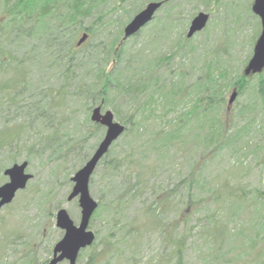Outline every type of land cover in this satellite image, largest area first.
<instances>
[{
  "label": "rangeland",
  "instance_id": "1",
  "mask_svg": "<svg viewBox=\"0 0 264 264\" xmlns=\"http://www.w3.org/2000/svg\"><path fill=\"white\" fill-rule=\"evenodd\" d=\"M124 2L130 4L129 1ZM177 2L182 7L184 22L187 21L185 29L176 24L166 26L162 27L164 33L161 35V27L157 29L152 23L139 33L137 40H127L124 60L129 62V70L125 76L133 77L144 62L149 63L165 55L173 57L174 61L169 65L174 68L175 74L179 73L177 64L182 63L180 72L182 68L184 73L189 74L186 78L191 76V79H195L202 75V56L215 47L222 53L218 56L223 65L228 66L234 76L233 72L241 68L245 59L249 57L250 60L258 30L261 32L260 19L252 12L254 0H220L215 6L213 2L203 0ZM107 4L122 3L120 0H107ZM123 9L126 10V7ZM201 12L209 15L206 32L185 42L183 39L192 19ZM164 15L165 11H160L156 18L161 19ZM134 16L130 12L125 14L123 10H118L117 15L104 16L101 20L106 24L105 31L96 30L99 19L96 16L85 19L83 26L93 28L97 34L79 56H84L86 49L100 41L113 39L119 34L121 26L124 24V29ZM18 41L8 43L7 48L14 53V57L21 58L34 47L33 55L39 64L27 67V80L19 95L18 107H14L13 102L0 103V132L11 125L20 127L19 142L0 150V186L8 182L4 171L23 162L28 163L26 173L32 176V180L24 191L16 194L11 204L0 209V264H48L55 244L64 234L56 227L57 211L66 210L75 225L80 221L77 199L71 202L67 200L73 188L71 178L85 164L78 153L81 157L87 155L90 158L102 141L105 129H100L97 137L80 144L78 149L73 148L64 162L57 161L53 149L46 146L48 138L43 120L33 119L28 111L34 107L33 104L42 101L38 94L58 83L54 77L60 72L49 69L50 61L43 38L29 40L20 37ZM28 41L35 45H28ZM51 51L56 54L54 48ZM89 67H82L78 74ZM157 76L160 80L168 79L169 72L163 68ZM257 83L258 78H252L249 87L231 106L229 121L232 125L229 124L226 136L219 137L222 141H219L211 159H208L207 149L197 148L195 144L203 143L208 133L214 139L218 138L202 118L199 123L205 129L198 130L193 128L194 124L187 125L175 149L154 145L155 132L165 128L174 117L159 110L160 107L155 116L146 114L141 118L144 120L139 136H123L112 146L108 160L121 155L124 159L122 165L129 168L131 176L125 179L122 176L124 170L111 175L100 164L89 182L91 197L102 206L98 215L94 214L91 218L89 231L94 234L95 243L112 233L111 240L115 244L111 253L98 264H176L174 247L162 230L155 229L145 216L155 199L159 202L168 199L164 220L159 225L167 226L169 231H174V238L180 237L182 240V264H264V196L260 197V201L256 197L257 191L264 193V106L253 98V87ZM77 86L74 82L68 83L67 97L51 125L58 127V141L62 150L65 145L79 140L83 136V129L89 125L85 121L89 119L91 110L81 99L71 97ZM233 91L231 88L226 95L225 109H216L211 118L220 115L222 119L226 118L227 102ZM116 104L108 105L102 112L111 111L114 114L111 107L117 109ZM118 106L121 116L119 119L114 116V120L123 125L121 119L129 120V106ZM16 133L17 130L12 128L5 136ZM202 152L207 157L204 158ZM138 173L144 177V181L138 187L136 197L119 214L110 211L112 201L125 186L129 188L139 179ZM191 174L194 184L189 196L187 178ZM228 194L233 195L232 198ZM237 195H243L247 203L238 205L237 200L243 197L237 198ZM189 199L201 203L188 207ZM214 221L221 224H213L210 228V234L218 243L208 239L205 231L206 226ZM91 250L81 251L76 264H88Z\"/></svg>",
  "mask_w": 264,
  "mask_h": 264
},
{
  "label": "trees",
  "instance_id": "2",
  "mask_svg": "<svg viewBox=\"0 0 264 264\" xmlns=\"http://www.w3.org/2000/svg\"><path fill=\"white\" fill-rule=\"evenodd\" d=\"M124 1H129L130 4H123ZM143 1L145 3H143ZM177 1L179 0H172L169 2L166 0H120L122 4H107V0H0V103L13 102L14 107H18V98L22 93L23 84L27 80V67L30 68L34 64H39L33 55L35 54L34 47L28 51V54L18 58L17 56L14 57V53L7 48L8 43L11 40H13V42L16 40L18 41L20 37L24 39L27 37L29 40L34 37H37V40H39L41 37L45 40L44 44L47 47V59L50 61L49 69L53 72L59 71L60 74L54 77L58 82L55 86L49 88L46 92L42 91L41 94H38L42 101L38 104H33L34 107L29 109L28 115L35 120H43L46 128V137L48 138L46 146L53 149L52 153L56 154L58 162H64L67 154L72 151L73 148L77 147L78 149L80 144H86L90 139L95 136L97 137L100 129H104L91 122L89 117V119L87 118L85 121V123L88 122L89 125L83 129V136L79 140L69 143L68 146L65 145L64 150L60 148L61 144L58 141V127H51V125L54 119H56V112H59L61 104H63L67 97L68 83L73 82L78 86L74 88L71 97L84 101V105L89 111L91 110V112L97 107H101V110L104 111L108 105L117 103V109L114 106L111 108L115 114L113 115L119 119L121 115L119 114L118 105L127 104L129 106V120L124 121L121 119L122 124L125 125V132L122 137H127L131 134L134 135V138L139 136V132L143 129L141 123L144 120V118L143 120H141V118L146 114L155 116V113L161 110L167 114L171 113L174 117L168 122L165 128H162L159 132H155L152 141L156 146L162 145L165 149H175L176 143L181 141L179 136L187 125L194 124L193 128H197L198 130L205 129V127H202V123H199V119L202 118L203 121L205 120L207 122V128L216 132L218 138L214 139L212 135L208 133L204 137L203 143L195 142V144L197 148L202 147L204 150L207 149V152L209 151V155H211H208V159H211L213 151L218 149L219 141H222L219 137L227 135L229 124H231L229 119L231 116L230 113L232 112V105L229 106L227 102L225 110L227 116L225 119H222L221 115L218 116V118H211V115L216 109H225L226 95L229 90L232 88L237 92V97L241 96L249 87L252 78L257 77L258 83L253 87V98L264 106V75L259 74L248 78L243 75L244 66L249 60V57L245 59L239 70L233 72V76L232 73H230L229 67L223 65L220 60L219 56L222 53L219 48L215 47L210 50V53H206L202 56V62L200 63L203 64V71L200 68L202 75H199L195 79H191V76L186 78V75L189 74L187 72L184 73L182 68L180 72L179 67L182 66V63H180V65L177 64L179 73L175 74L174 68L169 65L171 61L173 63V57L164 55L162 57H156L149 63L144 62L140 66L139 71H137V74L127 78L125 73L129 70V62L127 63L124 60L126 51L125 44L129 39L137 40L142 30L135 36L124 40V29H122L124 24L121 26L119 34L113 39L105 42L100 41L96 45L86 49L84 56H79V54L85 50L84 47L86 44L92 43V40L94 41L95 35L97 34L96 30H106V24L101 19L104 18V16L117 15L118 10H123L125 14L130 12V14L134 16L143 9L145 4L162 2L163 4L158 12L165 11V15L161 19H159V17L156 18L157 12L150 24L153 23L157 29L161 27L159 33L161 35L164 33L162 32V27H173V25L176 24L177 27H183L185 29L187 21L184 22L182 7ZM203 1L213 2L212 4L214 6L220 3V0ZM173 2L177 4H173ZM127 5L129 7L128 10ZM123 7H126V10H124ZM91 16L99 18L96 30L91 27L83 26L84 20ZM206 30H203L204 33ZM200 33H198V35ZM84 34L87 35L86 40L78 45L79 40ZM258 34H260L259 30ZM1 39L6 42L2 43ZM191 39H187L185 35L183 40L188 42ZM27 44L35 45L31 44L30 41H28ZM51 48L55 49V55L51 51ZM182 49L183 46L181 47V50ZM90 61L93 63H89ZM88 66L91 67L85 72H80V74H78V71H80L82 67ZM163 68L167 69L169 77L168 79L160 80L157 73ZM195 70L196 68L193 71ZM123 75L125 79H123ZM114 91L116 92L115 96L113 99H110ZM159 107L160 109L158 110L157 108ZM12 128H15L17 133L6 137V133ZM19 128L18 126L14 127L11 125L5 127L0 132V150L8 148L14 142H19ZM207 136H210V138H207ZM115 143L112 146H114ZM202 156L204 158L207 157L205 152H202ZM78 157L82 159L83 164L89 159L87 155L86 157H81L79 153ZM108 158L109 152L99 162L98 166L100 164L103 165L105 170L111 175L124 170L122 171V176L125 179L130 178L131 174L129 173V168L123 167L122 164L124 159H122L121 155L112 157L110 160H108ZM137 176L139 179L135 184L129 188L125 186L121 193L112 201V206L110 205L109 208L110 211L119 214L120 211H123L124 207L136 197L139 192L138 187L142 186L144 181L142 175L138 173ZM127 182L130 183V181ZM187 182L190 196V190L194 184L193 174L187 178ZM123 183H125V181ZM256 194L259 201L261 199L260 197L264 196V193L260 191H257ZM231 196L233 195H229V198ZM238 196L243 197V195H237V198ZM169 199H171V197H169ZM167 201L168 199L159 202L155 199L146 211L145 216L148 222H151L152 226L156 227L155 229L162 230L166 239L174 247L176 264H182V240L180 237L174 238V231H169L167 226L161 227L159 225V223L164 220L165 208L168 204ZM200 203V201L194 202L192 199H189L188 207L192 205L196 206ZM241 203H247L244 197L243 199L237 200L238 205L240 204L241 206ZM237 209H239V207H237ZM101 210L102 206L98 205L94 213L95 216L98 215ZM193 211H195V209ZM213 224L216 226L219 223L214 221L208 224L205 231L207 232L206 236L208 239L211 238L215 241L214 237L210 234V228ZM112 238L113 234L110 233L98 243L94 242L93 245L89 247L92 250L88 264H98L99 261L104 260V258L111 253L112 247L115 245L112 243ZM219 245H221V243H219ZM216 250H218L217 247Z\"/></svg>",
  "mask_w": 264,
  "mask_h": 264
},
{
  "label": "water",
  "instance_id": "3",
  "mask_svg": "<svg viewBox=\"0 0 264 264\" xmlns=\"http://www.w3.org/2000/svg\"><path fill=\"white\" fill-rule=\"evenodd\" d=\"M162 4V2H151L137 13L125 26L123 39L127 40L143 30L154 19ZM252 12L260 19L261 32L254 44L252 56L243 70V75L247 78L262 74L264 71V0H254ZM208 20V14L202 12L197 14L189 25L186 38L191 39L203 31ZM86 38L87 35L84 34L78 45L82 44ZM236 98L237 92L233 91L228 99V105H233ZM90 120L103 127L105 134L88 161L71 178L73 188L67 200L71 202L77 199L80 209V221L78 225H75L66 210L60 209L57 211L56 227L64 234L61 240L55 244L52 258L48 264H60L62 262L76 264L79 253L91 247L95 242L94 234L89 231V224L98 208V204L90 195L89 182L99 162L108 154L112 145L124 134L125 126L114 120L111 111L102 112L101 107L92 110ZM27 167L28 163L23 162L22 164H14L4 171V176L8 178V182L0 186V209L10 204L16 194L24 190L32 179V176L26 173Z\"/></svg>",
  "mask_w": 264,
  "mask_h": 264
}]
</instances>
